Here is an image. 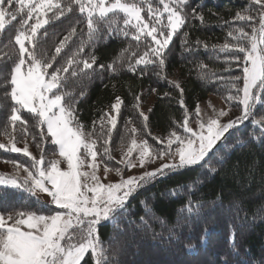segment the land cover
<instances>
[{"label":"snow or ice","instance_id":"1","mask_svg":"<svg viewBox=\"0 0 264 264\" xmlns=\"http://www.w3.org/2000/svg\"><path fill=\"white\" fill-rule=\"evenodd\" d=\"M75 13L83 17L86 28L78 33L77 20L53 51L42 47V39L48 36L45 25ZM191 19L203 22L205 17L190 0H0V36L9 26L16 28L9 40L12 49L0 54V112L8 141L0 143V149L27 158L23 163L11 161L12 173H0V189H10L21 199L40 205L0 208V264H82L86 256L92 264H118L119 248L109 254L100 238L103 222L123 232L120 221L126 219L128 202L141 188L182 170L215 173L211 161L228 146L233 130L253 117L257 105L264 106V0H250L248 7L237 11L231 23L225 22L229 24L225 42L213 46L230 54L224 69L229 74L212 73L226 89L228 110L209 102L210 112L205 111L197 102L190 111L179 82L168 81L179 90L182 116L173 122L167 136H154L156 143L150 144L146 138L137 139L138 132L148 136L151 132L136 95L133 108L142 118V127L137 129L130 118L125 121L119 166L110 167L108 161L115 159L112 133L123 100L116 96L111 111H102L88 130L76 107L85 95L83 79L97 71V57L94 52L85 55L86 47L94 48L102 35L105 39L118 35L127 41L126 46L110 63L99 64V69L114 74L139 70L140 76L152 71L166 80V53L171 51L174 37L182 38L189 53L201 46L208 48L199 39L190 45L187 30L180 31ZM74 37H79L75 44ZM233 64L241 75L231 74ZM198 68L200 78L208 79L211 70L207 65L200 63ZM232 106L241 109L240 115L224 121ZM252 122L264 136V117ZM29 138L39 149L38 156L29 150ZM19 142L23 147L17 146ZM45 145L54 147L45 152ZM125 170L131 174L125 175ZM109 173L118 179H108ZM199 183L198 177L193 178L170 194L194 191ZM43 194L46 200L41 198ZM144 206L150 213L149 204L144 202ZM201 208L189 198L179 211L185 220H194ZM139 219L137 227H150L144 217Z\"/></svg>","mask_w":264,"mask_h":264},{"label":"trees","instance_id":"2","mask_svg":"<svg viewBox=\"0 0 264 264\" xmlns=\"http://www.w3.org/2000/svg\"><path fill=\"white\" fill-rule=\"evenodd\" d=\"M190 4L198 13L202 12L205 19L203 22L191 19L180 31L187 30L190 45L199 39L208 48L201 46L189 53L181 44L182 38L179 35L174 37L169 45L171 51L166 53V80L160 79L152 71L140 76L139 70L136 73L123 70L114 74L107 68L99 69V64L107 65L126 46L127 41L118 35L107 39L102 35L94 48L91 45L85 48V55L94 52L97 57L94 65L97 71L90 79H83L85 95L76 105L78 118L88 130L93 120L99 119L102 111H111L110 105L115 97H121L124 103L111 140L113 156L114 151L120 150L125 121L130 118L137 129L142 127V118L133 108L136 95L140 96L139 111L144 113L147 111L141 105H145V97L155 95L151 111L147 113L148 129L164 135L174 127V121L180 120L183 111L178 103L179 90L168 81L179 82L184 89L183 98L190 111L197 102L206 100L210 95L219 96L225 101L226 89L212 73L229 74L224 69L228 67L226 58L230 54L220 52L218 48L214 50L213 46L225 42L229 30V24L225 22L231 23L235 13L248 7L250 0H190ZM77 20L80 21L79 24H76ZM74 24L78 33L86 28L79 13L69 14L45 25L48 36L42 39L41 46L53 51L54 45L63 39ZM9 28L0 36V54L13 47L9 40L14 37L16 28ZM40 31L42 33L44 29ZM78 39L79 37H74L73 44ZM5 45L8 47L5 48ZM200 63L211 70L208 79L200 78ZM231 74L241 75L240 68L233 64ZM165 93L169 95L165 96ZM225 104L229 108L226 102ZM232 110L241 111L235 106L231 107ZM261 117H264V106L257 105L253 117L233 130L228 146L211 161V167L216 169L215 173L205 169L182 170L157 180L141 188L130 198L128 215L120 221L123 232L114 229L108 222L100 225V238L105 247L109 248V254L119 248L115 258L118 264H264V136H261L258 126L252 122L253 118ZM4 119L0 112V141L5 137ZM140 134L142 133H137ZM143 134L147 137L146 133ZM16 138L20 141L19 132L16 133ZM31 143L36 147L32 140ZM44 147L45 152H50L54 146ZM220 157H223L222 161ZM26 159L20 153L0 149V164L13 166L11 161L23 163ZM108 164L110 167L119 166L115 159L108 161ZM196 177L202 183L196 184L194 191L185 189L175 195L170 194L171 189L190 184ZM189 198L202 205L199 216L194 220H185L179 211ZM144 202L149 204L150 213H146ZM27 204H32L33 208L40 207L32 201L21 199L19 193L0 189V208ZM140 217H144L150 227H137L140 225ZM126 220H133L135 224H129ZM82 264H92V259L86 256Z\"/></svg>","mask_w":264,"mask_h":264},{"label":"rangeland","instance_id":"3","mask_svg":"<svg viewBox=\"0 0 264 264\" xmlns=\"http://www.w3.org/2000/svg\"><path fill=\"white\" fill-rule=\"evenodd\" d=\"M176 78H178L177 74H176ZM154 99H155V95L154 94H149L148 96L145 97V105H143V103H142L141 107L144 106V111H147V112H145L146 115H147V113H148V111H149V109L151 107V104L154 101ZM209 102L212 105H214L217 109L224 108L225 110H228V106L225 104V101L221 97L216 96V95H210L206 100L200 102L199 104H200V106H201V108L203 110L210 112V110L207 108V105L209 104ZM237 115H240V112H235L233 110L232 111L230 110L229 116L224 117L223 120L227 121L229 118H235ZM150 132H151V136L150 137L148 135L146 137V136H144V134H140V135H137V139L139 140L141 138H146V139H148L150 144H155L156 142L153 141L152 137H154V136H161V137L167 136V134L164 135V134H161L159 132H154L152 130ZM7 142H8L7 141V137H3L2 140L0 141V143H7ZM28 144H29V150L33 153V155L38 156L39 155V149L32 145L30 139H28ZM17 146L18 147H23V142H19L17 144ZM114 158H115V161H118L121 158V151L120 150H118L116 152L114 151ZM155 166L156 165H152L151 167H155ZM0 171L3 172V173H12L14 171V168H13L12 165H9V164H7V165L0 164ZM136 171L137 170H135V169L133 170V172H136ZM100 174H101V176L103 178V168H101ZM129 174H131V173H129L127 170H125V175H129ZM108 179L114 181V180L118 179V177H116L114 173H109ZM42 197L45 200L47 199L46 194H43ZM161 261L162 260H160V262ZM167 263H170V262H167ZM171 264H174V263L172 262Z\"/></svg>","mask_w":264,"mask_h":264}]
</instances>
